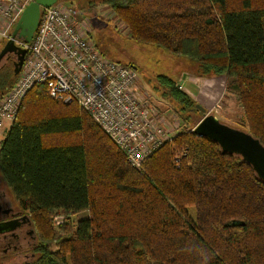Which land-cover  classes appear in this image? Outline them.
<instances>
[{
	"label": "trees",
	"instance_id": "1",
	"mask_svg": "<svg viewBox=\"0 0 264 264\" xmlns=\"http://www.w3.org/2000/svg\"><path fill=\"white\" fill-rule=\"evenodd\" d=\"M101 4L133 41L181 57L187 73L226 77L245 128L264 144V0ZM15 62L0 68V99L18 79ZM157 81L180 129L140 169L78 102L44 86L24 98L0 141V175L38 237L21 264H264V181L194 133L200 112L177 81ZM82 211L89 217L74 221Z\"/></svg>",
	"mask_w": 264,
	"mask_h": 264
},
{
	"label": "built area",
	"instance_id": "2",
	"mask_svg": "<svg viewBox=\"0 0 264 264\" xmlns=\"http://www.w3.org/2000/svg\"><path fill=\"white\" fill-rule=\"evenodd\" d=\"M31 1L0 0V20L17 21ZM78 21L57 2L43 8L30 43L16 39L27 54L16 83L0 99V133L17 120L30 90L44 86L54 99L78 102L140 169L175 134L139 91L137 67L104 56ZM0 36L13 39L6 31Z\"/></svg>",
	"mask_w": 264,
	"mask_h": 264
},
{
	"label": "rangeland",
	"instance_id": "3",
	"mask_svg": "<svg viewBox=\"0 0 264 264\" xmlns=\"http://www.w3.org/2000/svg\"><path fill=\"white\" fill-rule=\"evenodd\" d=\"M101 1L102 0H59L58 4L67 7L78 18V22L84 27L85 31L88 32L89 37L107 57L137 67V86L139 91L142 94H147L149 102H153L152 104L157 107L162 114L167 113V116L164 115L165 119L170 124H175L178 127L181 120V116H179L176 111L178 106L175 102H171L163 97L157 77L159 75H168L177 81L178 84L183 81L182 86L184 88L198 95L199 88L197 85L192 84L189 80L183 79L184 73L186 71L189 72L187 66L182 64L183 60L181 57L173 55L165 49L138 44L133 41L127 35V29L124 28L125 26L114 18L113 10L109 8V6L102 5ZM17 22L18 20L13 22L12 18H2L0 20V31H6L8 36L12 35ZM8 41V39L0 36V51ZM18 44L20 43L16 41V45ZM9 57L10 59H6L2 62L0 68L2 66V69H5V67L9 65V60H17L15 55L10 54ZM204 79H202L201 82L199 81V83L204 84ZM221 79H224V76H222ZM226 84L227 79L223 85H221V83L216 85L204 84L205 87H203L202 95L198 96V99L197 97L191 96V93H187L197 104L205 108H210L214 105L216 109L210 113L216 115L223 123L247 131L244 125L243 115L239 111L236 99L225 91ZM207 101H210V104ZM208 110L210 109H206L207 113ZM199 112V114L194 115L195 121L201 120L200 118L202 114H204L201 110H199ZM9 129L10 125L8 124L3 133L0 134V141L6 138ZM8 190L13 201L18 204L10 188H8ZM87 217H89V212L82 211L74 216L73 220L77 222ZM63 220V217L58 214L56 221L61 223ZM23 260V258H13L3 264H15L16 261L20 263L23 262ZM0 264H2L1 261Z\"/></svg>",
	"mask_w": 264,
	"mask_h": 264
},
{
	"label": "water",
	"instance_id": "4",
	"mask_svg": "<svg viewBox=\"0 0 264 264\" xmlns=\"http://www.w3.org/2000/svg\"><path fill=\"white\" fill-rule=\"evenodd\" d=\"M58 1L34 0L27 5L12 33L13 39L9 40L0 51V65L10 54L14 53L17 56L15 74H20L27 50L16 45V39L30 43L38 28L43 8L51 7ZM196 108L201 110L204 116L195 126L194 133L218 143L222 154L240 156L243 161L251 165L257 177L264 181V144L262 141L248 131L223 123L213 113H207L202 105L197 104ZM4 232L5 228L0 230V233Z\"/></svg>",
	"mask_w": 264,
	"mask_h": 264
},
{
	"label": "flooded vegetation",
	"instance_id": "5",
	"mask_svg": "<svg viewBox=\"0 0 264 264\" xmlns=\"http://www.w3.org/2000/svg\"><path fill=\"white\" fill-rule=\"evenodd\" d=\"M3 228H5V232L0 233V261L2 264L13 258H23V262L31 259L33 249L38 241L35 227L30 215L13 201L7 185L0 175V230ZM16 262L15 264L22 263Z\"/></svg>",
	"mask_w": 264,
	"mask_h": 264
},
{
	"label": "crops",
	"instance_id": "6",
	"mask_svg": "<svg viewBox=\"0 0 264 264\" xmlns=\"http://www.w3.org/2000/svg\"><path fill=\"white\" fill-rule=\"evenodd\" d=\"M183 79L185 80H189V82H191L192 84H196L197 85V87L199 88V93H197L198 95H195L192 91H190V90H188V89H186V88H184L183 87V90H185L186 92H188V93H191V96H193V97H197V99H198V96H200V95H202V92H203V87H205V85L206 84H210V85H216V84H218V83H221V85H223L224 83H225V81H226V77H224V79H221V77H210V78H203V77H197V76H194V75H192V74H190V73H187V72H185L184 73V76H183ZM202 79H204L205 80V82H204V84H202V83H199V81L201 82V80ZM180 84H182L183 85V81L180 83ZM202 86V87H201ZM143 98H145L146 99V96H144L143 95ZM209 104H210V101H207ZM153 102H151V104H152ZM152 106L153 107H155L153 104H152ZM155 109L159 112V118H160V120L162 121V122H164V123H167V125L169 126V128L173 131V133L174 134H176L178 131H179V128H180V124H179V126L177 127L175 124H170L166 119H165V116H167L168 114L166 113V114H162L160 111H159V109H157V107H155ZM206 109H210V110H208V113H210V112H213V110L214 109H216L215 107H214V105L212 106V107H210V108H206ZM165 115V116H164Z\"/></svg>",
	"mask_w": 264,
	"mask_h": 264
},
{
	"label": "bare ground",
	"instance_id": "7",
	"mask_svg": "<svg viewBox=\"0 0 264 264\" xmlns=\"http://www.w3.org/2000/svg\"><path fill=\"white\" fill-rule=\"evenodd\" d=\"M3 133V132H2ZM2 133H0V134H2Z\"/></svg>",
	"mask_w": 264,
	"mask_h": 264
}]
</instances>
